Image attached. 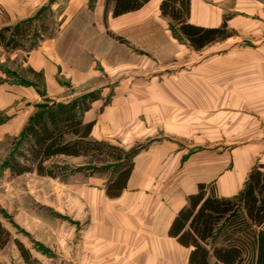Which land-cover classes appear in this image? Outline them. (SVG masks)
Masks as SVG:
<instances>
[{"label": "rangeland", "instance_id": "374dc122", "mask_svg": "<svg viewBox=\"0 0 264 264\" xmlns=\"http://www.w3.org/2000/svg\"><path fill=\"white\" fill-rule=\"evenodd\" d=\"M207 1L213 3L212 0ZM257 1L264 4V0ZM234 3L235 0H227L226 6L231 7ZM40 15L37 12L29 19L38 18ZM42 19L44 20V17ZM5 21L6 15L0 1V29L21 23L7 25ZM44 21L50 28L48 22ZM167 24L161 18H151L138 20V23L127 24L126 27L112 28L109 21L108 27L111 29L105 40L90 41L86 37L83 38L80 32L76 34L71 31L60 41L64 50L63 56L67 61L75 59V56H69L75 48L83 50L85 47H91L89 52L95 53L92 57L96 65L86 82H74L68 73L61 75L62 81L67 85L66 101L90 93L100 97L101 93L105 92L109 96L106 101L108 105L118 87L126 91L138 88L148 92L155 91L152 98L146 99L149 103V113L145 114V122L148 118L149 122L151 119L152 127L150 132H146L145 141L137 140L131 147H121L112 141H97L92 133L89 140L117 147L127 155L134 154L133 158L154 142L178 143L181 150L178 149L174 155L171 153L167 161L149 172L152 222L155 225L153 233L160 240V244L162 238L166 240L167 237V221L181 203L178 192L182 193L190 181L180 185L178 191L175 186V194L170 191L171 188H163L164 191L160 194L153 192L151 185L170 183L174 175L189 168V162H201L206 165L226 164L229 161L227 158L233 152H240V148L253 144V141L247 143L246 139L240 137L237 120L232 121V112L238 111L237 94L229 92L223 101V95L213 92V102H223L224 105H218L219 109L215 108V111L209 114H206V111L197 113L190 109L193 107L190 100L194 96L188 95L190 80L187 79L186 73L187 61H191L193 57V61L197 62L207 54L222 55L238 46L233 47V43L227 41L221 46L214 44L199 53H191L185 43L181 42L183 39L176 35L178 26L173 22ZM44 39L45 37L42 41ZM42 41L39 42L40 45ZM108 51L114 52L110 58ZM28 54L21 50L8 52L0 48V223L11 234L5 247H0V264H25L18 243H22L32 257L35 255L36 259H43L45 264H71L72 254L76 256L79 253V241L84 240L83 232L74 228L133 224L136 219H140L136 223H147L150 215L148 210L146 211L148 204L139 199L135 191L125 190L118 199L108 198L106 187L113 177V171H107L101 164L91 163L89 158L60 157L49 163L67 166V174L63 171L58 179L41 177L36 173L16 176L11 172L10 161L23 146L16 137L22 133L38 107L52 106L53 102H56L47 94L44 72L37 77L29 71ZM78 56L83 60L86 58L83 55ZM120 83L124 84L120 86ZM30 88L36 92L34 101L33 97L21 96L19 92L21 90L26 93V89ZM215 89L213 87V90ZM245 94L246 108L249 105L252 108V94ZM201 97L200 95L197 98ZM204 97L205 95L203 99ZM25 105L29 109H22ZM249 107L247 110L252 111ZM31 108L32 112L29 114ZM180 152L185 156L182 157ZM209 153L212 154L211 157ZM197 154H202L198 156L201 157L200 160L196 157ZM128 158L126 157L123 164ZM173 179L176 180V177ZM161 204L165 206L158 207ZM92 232H87L86 239L91 246V252L84 253L89 255L88 263L80 264H110V245L113 242L107 239L100 241ZM226 233L227 227L223 225L217 237L223 239Z\"/></svg>", "mask_w": 264, "mask_h": 264}, {"label": "crops", "instance_id": "0c3cea01", "mask_svg": "<svg viewBox=\"0 0 264 264\" xmlns=\"http://www.w3.org/2000/svg\"><path fill=\"white\" fill-rule=\"evenodd\" d=\"M0 1L6 15L5 22L7 25L26 21L37 12L50 25L49 34L45 36L38 49L28 54L27 61L32 70L38 73L44 72L47 94L51 100L56 102H68L65 97L67 85L62 81L61 75L68 73L74 82H86L91 76L90 72L96 65L92 57V54H95L94 51L89 52L91 47H85L83 50L75 48V51H71L69 55L75 56V59L70 61L65 59L60 41L65 38L67 33L75 31L78 34L80 32L83 38L98 41L107 38L111 29L108 27L109 21L112 28L126 27L127 24L138 23V20L151 18H161L168 24L173 22L162 16L160 5L163 0H151L140 10L118 17L113 15V3L106 9L108 0ZM212 1L211 4L207 0H191L188 23L196 27L213 29L221 27L225 22L232 35L225 40L213 42V44L207 45L199 51L194 50L190 43L177 33L178 37L183 39L181 42L185 43V47H188L191 53H199L209 49L214 44L221 46V44H226L227 41H231L233 47H238L222 55L212 56L207 54L197 62L193 61V57L191 61H187L186 73L187 79L190 80L188 82V95L194 96L190 100L193 105L190 109H194L197 113L206 111V114H209L214 112L215 108L219 109L218 105L220 107L224 105L223 102H213V92L214 94L223 95V98L221 97L223 101L229 92L237 94L236 108H238V111L232 112L234 114L232 121L237 120L240 137L246 139L247 143L253 141V144L240 148V152H233L227 158L229 160L226 163L227 166L225 163L223 165L216 163L206 165V163L201 162L190 163V159L188 161L189 168L178 175H174L176 180L173 177L170 183H153L151 185L153 192L160 194L163 188H171L170 191L175 194L176 189L173 191L175 186H177L178 191L180 185H185L187 180L190 181L182 193L178 192L180 195L177 196L181 203L174 209L173 215L167 221L169 222L166 232L167 237L166 240L162 238L161 244L153 233L155 225L152 222L149 172L160 166L162 162L167 161L170 155H174V152L178 149L181 150V148H178V143L154 142L148 148L140 151L133 158L134 170L125 190L135 191L139 199L148 204L146 209L150 214L148 222L136 223L137 220L140 221V219H136L133 224L74 228L83 232L84 240L79 241V253L76 256L72 254L71 264L87 262L89 255L84 253L90 251L91 248L86 240L88 238L87 232L90 231H93L92 235L97 236L100 241L107 239L113 242L110 245L112 251L110 264H188L191 249L181 246L176 239L170 238L167 233L176 214L187 204L189 195L195 194L198 185L205 183L214 188V195L217 197L232 198L238 196L245 187L246 178L251 169L257 163H264V4L257 0H235L233 6L227 7V0ZM175 43L180 45L178 41H175ZM113 53V51L107 52L109 58ZM78 55L86 56L85 60L80 59ZM120 57L122 58V56ZM201 80L203 83H201ZM123 84L120 83V86ZM213 87L214 89L216 87V89L213 90ZM138 89L126 91L120 90V87H118V90L113 92L110 98V104L106 105L109 96L105 92L101 93L99 100L92 103L90 110L83 117V122L85 124L94 123L92 136L97 141H112L115 144L118 143L121 147H131L137 140L146 138V132H150L152 127H150L151 119L150 122L149 118L145 122V114L149 113L147 111L149 103L146 99L152 98L155 91L148 92L147 90ZM19 92H21V96L28 98L36 94L33 88L26 89V93L21 90ZM249 92L252 94L253 100L252 108L249 107L250 105L247 108L249 107L252 111H248L249 109L246 108L245 93ZM200 95L202 97L197 98ZM203 95H205L204 99ZM26 108L29 109L26 105L22 107V109ZM240 108L244 111L241 112ZM31 112L32 108L29 114ZM228 120L229 118H227ZM154 124L156 125V122ZM180 155L185 156L182 152H180ZM180 155L178 154L177 157ZM200 155L202 154L196 155L198 160L201 158L198 157ZM211 155L209 153V157ZM191 158L193 159V156ZM164 206V204L163 206L161 204L158 207L162 208ZM166 209L168 210V208ZM221 242L222 239H219L217 245ZM97 256L100 258L99 255ZM34 257L36 258L35 255ZM37 259L45 264L43 259L38 257Z\"/></svg>", "mask_w": 264, "mask_h": 264}, {"label": "trees", "instance_id": "16d2710c", "mask_svg": "<svg viewBox=\"0 0 264 264\" xmlns=\"http://www.w3.org/2000/svg\"><path fill=\"white\" fill-rule=\"evenodd\" d=\"M151 0H108L112 3L115 17L140 10ZM191 0H163L162 16L178 26V34L186 39L194 50L222 41L232 34L227 23L219 28L206 29L188 23ZM50 28L39 16L25 22L0 29V48L8 52L21 50L30 53L36 50ZM176 34V35H178ZM35 76L38 73L30 68ZM94 93L73 98L68 102H53L34 111L16 137L23 146L10 161L14 175L36 173L41 177L58 179L67 166L49 164L60 157L89 158L91 163L103 165L113 171L107 183L106 195L118 199L127 188L134 170L133 156L104 142L90 141L94 123L85 124L83 117L94 101ZM129 157L127 162L126 157ZM123 164V165H122ZM101 168V169H103ZM240 195L221 198L214 195V188L205 183L198 185L195 194H190L171 222L168 236L191 249L188 264H264V163H257L248 173ZM226 225L227 233L222 242L217 237L220 228ZM10 232L0 223V247L10 240ZM17 243V242H16ZM25 264H42L31 256L22 243H18Z\"/></svg>", "mask_w": 264, "mask_h": 264}]
</instances>
